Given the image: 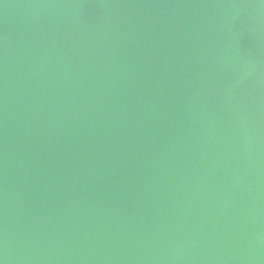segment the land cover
<instances>
[{"label":"water","instance_id":"1","mask_svg":"<svg viewBox=\"0 0 264 264\" xmlns=\"http://www.w3.org/2000/svg\"><path fill=\"white\" fill-rule=\"evenodd\" d=\"M0 264H264V0H0Z\"/></svg>","mask_w":264,"mask_h":264}]
</instances>
